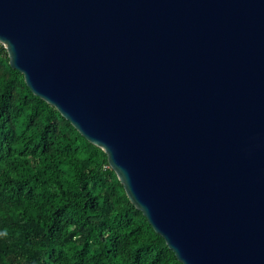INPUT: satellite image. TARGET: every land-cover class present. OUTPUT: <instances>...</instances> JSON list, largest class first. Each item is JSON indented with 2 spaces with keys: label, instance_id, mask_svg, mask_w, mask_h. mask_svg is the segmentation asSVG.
<instances>
[{
  "label": "water",
  "instance_id": "water-1",
  "mask_svg": "<svg viewBox=\"0 0 264 264\" xmlns=\"http://www.w3.org/2000/svg\"><path fill=\"white\" fill-rule=\"evenodd\" d=\"M0 45L179 263L264 264V0H0Z\"/></svg>",
  "mask_w": 264,
  "mask_h": 264
},
{
  "label": "trees",
  "instance_id": "trees-1",
  "mask_svg": "<svg viewBox=\"0 0 264 264\" xmlns=\"http://www.w3.org/2000/svg\"><path fill=\"white\" fill-rule=\"evenodd\" d=\"M0 264H181L105 153L32 94L1 45Z\"/></svg>",
  "mask_w": 264,
  "mask_h": 264
}]
</instances>
